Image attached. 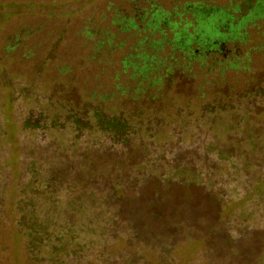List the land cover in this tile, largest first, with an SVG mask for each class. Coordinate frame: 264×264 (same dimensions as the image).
I'll return each mask as SVG.
<instances>
[{
    "label": "rangeland",
    "instance_id": "374dc122",
    "mask_svg": "<svg viewBox=\"0 0 264 264\" xmlns=\"http://www.w3.org/2000/svg\"><path fill=\"white\" fill-rule=\"evenodd\" d=\"M253 1L0 0V187L9 186L11 195L15 187L16 195L20 194L35 168L41 180L59 177L58 195L65 192V185L84 195L85 225L91 215L85 198L89 192L99 199L96 207L114 215L115 204L104 200L107 185L110 180L129 181L133 174L128 165L142 154L135 148L118 152L117 144L113 147L116 153L104 152L109 144L107 136L74 132L66 113L75 107L82 111L92 103L107 116L122 115L134 125L141 111L162 134L135 137L131 142L141 145L140 151L142 145H151L152 162L198 168L202 182L209 180L214 187L209 190L198 181L180 185L173 180L157 187L154 178L143 185L141 174L135 175V200L130 206L139 215L142 237L147 236L150 250L161 259L155 264H264V144L257 143L256 149H251L252 140L244 132L251 129L264 135V24L255 19L252 25V13L232 24L229 33L219 30L227 17L223 9L238 17ZM147 2L170 16L184 6L211 10L198 22L201 45L221 42L224 50L248 59L246 68L224 69L226 62L218 63L224 55L213 53L215 63L208 58L201 61L202 66L193 62L190 71L178 68L160 83H152L154 73L142 85L127 82L118 62L132 51L129 48L136 47L139 38L112 20L142 15ZM245 26V41H230L237 40ZM123 87L126 91L120 95ZM247 93L248 98L239 97ZM250 93L259 95L253 99ZM224 99L227 101L222 102ZM210 112L214 115H207L208 121L199 120L201 114ZM54 117L55 121L51 120ZM26 121L37 127H25ZM239 144L244 150L237 149ZM223 146L234 158L223 156ZM258 180L263 188L254 192ZM155 195L154 205L149 207L159 217L147 219L143 201ZM218 195L222 200L241 201L219 218ZM118 218L115 228L127 234V224ZM104 221L105 229L106 225L111 228ZM25 244L22 235L5 236L0 240V264H33L27 261ZM142 244L140 239L132 253L124 249L116 256L99 253L97 264H141ZM164 244L171 248L165 249ZM175 245L179 247L174 250Z\"/></svg>",
    "mask_w": 264,
    "mask_h": 264
},
{
    "label": "trees",
    "instance_id": "16d2710c",
    "mask_svg": "<svg viewBox=\"0 0 264 264\" xmlns=\"http://www.w3.org/2000/svg\"><path fill=\"white\" fill-rule=\"evenodd\" d=\"M257 9L261 10L260 14L256 13ZM223 10L226 11L227 17L225 18V24L219 26L221 33H229L232 24L237 25L252 13H254V18L251 21L252 25L255 19H261L264 24V0H257L252 9L249 6H245L238 17L231 16V10ZM210 11L204 12L200 5H192L191 9L188 6H184L180 13L170 16L169 14H162L159 9L147 2L142 15L138 13L135 18L122 17L119 22H117L118 17H115L112 23H119L126 31L133 30V34L139 38L136 42V47L129 48V51H132L119 59L120 73L125 75L127 82L137 81V85H142L143 80H147L149 74L154 73L152 82L154 84L156 81L160 83L161 80L170 76L178 68H180V72L182 70L190 71L189 67L193 62H198L199 66H202L201 61L208 58L211 63H215L216 60L212 56L213 53L223 56L217 46L221 42L210 41L207 45H201V37L197 31L198 22L208 16ZM134 12L136 13L137 10L135 9ZM136 20L140 21L142 25L139 26L135 22ZM232 20L233 22L231 23ZM245 28L246 26L240 29L237 40L230 41L233 43H243L246 37ZM121 45L118 46L121 47ZM96 47H99L98 43ZM208 47L217 51L211 52V55H207L206 50ZM164 50L165 53L162 57L156 55V53L158 54V52H163ZM232 53L231 50L226 51L224 59L218 61L219 65L225 61L224 69L246 68L245 65L248 59L245 60L242 56L233 55ZM160 67L162 68L160 69ZM156 70L157 72H155ZM125 87L119 88L120 95L126 91ZM146 89V87L141 89L142 93ZM134 91L138 92V89L135 88ZM247 95L239 97L243 100V98L250 96L249 93ZM258 95L251 94V98L255 99ZM226 101L227 99L222 100V102ZM246 104L244 102V106ZM229 107L232 108L231 104H229ZM219 111L224 112L225 110L219 108ZM212 113L201 114L199 120L204 119L208 121L209 119L206 116ZM251 114L256 116L254 113ZM66 115L68 116L69 125L74 132L82 130L92 133L91 135L93 136L95 134L107 136L109 144L104 152L116 153L113 147L117 144L118 152L119 150L135 148L139 149L138 152L143 156L140 155V158L136 157L134 161L129 163L128 168L132 170L133 174L129 181H127L128 178H126V181H120L121 179L110 180L107 185L104 200L107 203L115 204L114 215H109L108 211L102 206L96 207L95 203L99 199L93 192H89L85 198L90 202L91 215L90 223L85 225V214L82 208L84 195L82 193H73L70 185H65V192L58 195L56 190L58 187L56 185L59 182V177L55 179V176H51L41 180L38 171L32 168L26 184L23 185L21 190L19 189L21 195H16L15 187L12 188L13 195L9 191V186H7L8 190L7 187H0V240L9 234L12 237L20 235L25 237L27 261L33 264H87L84 263L86 260V262L89 260V264H97L99 253L105 252L111 256H116L121 249L132 253L134 251L133 246L140 239H143V262L141 264L160 262L159 260L161 259H157L156 255L150 250L147 236L142 237L140 233L141 229L137 225L139 215L130 206L135 200L134 191L137 187V177L135 175L141 174L140 181H143V185H146L153 178L157 187H165L169 184L168 181L171 180L180 185L193 184L196 181L199 182L197 184L203 185L201 174L197 171L198 168H190V165L180 166L175 164L173 166L168 161L162 162L158 160L156 162L154 160L152 162L149 149L153 147L149 144L142 145L143 149L140 151L141 145H138L140 148L134 145L131 142L133 138L145 136L147 138H156V136L162 134V131L158 127L151 126L149 123L150 118L146 117L141 111L138 113L137 121L133 123L134 125H129L127 120L131 119L122 115L121 117L114 115L107 116L99 106L94 107L92 103L91 106L84 107L82 111L77 107L73 108L70 112L68 110ZM176 115L173 116L176 117ZM51 120L55 121V117ZM24 126L27 128L37 127L35 123H30V121H26ZM244 132L252 140L250 144L251 149H256L257 143L264 144V135L261 133H255L251 129ZM260 137L262 138L261 140H259ZM223 148L224 146L220 150L226 159L234 158L230 155L231 153L229 154ZM241 148L244 150V147H240L239 144L237 149ZM206 150L209 151L207 148ZM213 150L217 153L216 149ZM204 185L209 190H214L209 180ZM141 188L143 190L146 189L144 187ZM261 188H263V182L258 180L252 189L254 192H259ZM155 200L156 195L155 197H146L143 201V212L147 219L154 217L158 220L159 214L152 213V208L149 207L150 205H154ZM218 201V217L221 218L222 215L227 213L228 208L232 204L241 201V199L226 201L222 200L221 196L218 195ZM72 215L78 217L73 218ZM119 216L127 224V234L115 228L118 224ZM102 219H105L106 224H109L111 228L107 229L106 225L105 229ZM144 229L146 230V228ZM82 233H87L86 237L81 236ZM85 240L86 244H84ZM164 246L165 249L171 248L169 244H164ZM176 247L178 248L179 245H175L173 247L174 250Z\"/></svg>",
    "mask_w": 264,
    "mask_h": 264
},
{
    "label": "flooded vegetation",
    "instance_id": "af4514ba",
    "mask_svg": "<svg viewBox=\"0 0 264 264\" xmlns=\"http://www.w3.org/2000/svg\"><path fill=\"white\" fill-rule=\"evenodd\" d=\"M257 0H254L253 2H256ZM250 3V5H249V7H250V9H252L254 6H255V3ZM218 46V49L219 50H221V52H222V54L224 55V57H225V55H226V51H229L228 49L227 50H224L223 49V45H222V43H220V44H218L217 45ZM217 50H214V49H210V47H208V49L206 50V53H207V55H211V52H216ZM232 55V54H231ZM233 55H236V54H233Z\"/></svg>",
    "mask_w": 264,
    "mask_h": 264
}]
</instances>
